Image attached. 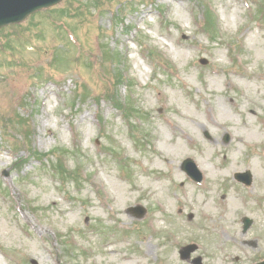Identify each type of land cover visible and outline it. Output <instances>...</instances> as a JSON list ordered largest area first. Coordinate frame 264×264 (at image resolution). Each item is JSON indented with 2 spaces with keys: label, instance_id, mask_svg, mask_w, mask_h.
<instances>
[{
  "label": "rangeland",
  "instance_id": "374dc122",
  "mask_svg": "<svg viewBox=\"0 0 264 264\" xmlns=\"http://www.w3.org/2000/svg\"><path fill=\"white\" fill-rule=\"evenodd\" d=\"M79 1L53 6L63 13L67 8L65 16L50 18L42 10L0 28V264H191L178 254L190 243L198 246L190 258L200 256L201 264L263 259L264 19L251 17L254 3L209 0L220 28L217 42H211L199 28L202 12L189 0H104L95 8ZM121 14L134 31L116 23ZM56 24L74 33L66 35ZM138 30L160 52L161 69L149 60V45L137 46ZM104 45L127 55V80L135 86L122 84L120 93L132 91L144 113L134 130L108 101L93 100L113 88ZM58 49L67 51L70 62L52 67ZM83 86L84 101L76 98ZM221 102L230 120L224 126L210 121ZM174 109L195 121L183 120ZM19 115L30 117L33 150H66L67 167L80 164V177L88 180L61 182L52 170L56 157L30 159L17 168L13 150L25 152ZM245 122L261 143L238 141ZM187 157L202 171L201 182L180 169ZM245 168L253 175L250 186L232 178ZM229 201L235 203L229 219L236 238L217 226ZM205 202L209 216L203 214ZM136 204L147 209L140 220L126 211ZM242 216L252 219L246 232Z\"/></svg>",
  "mask_w": 264,
  "mask_h": 264
},
{
  "label": "bare ground",
  "instance_id": "6f19581e",
  "mask_svg": "<svg viewBox=\"0 0 264 264\" xmlns=\"http://www.w3.org/2000/svg\"><path fill=\"white\" fill-rule=\"evenodd\" d=\"M182 58V57H180ZM175 112L179 114V116L185 120V121H195L192 116L189 115V113H185L183 111H179L174 109ZM191 113V112H190ZM211 122L215 123L216 125H227L229 120V115L226 112L222 102H221V107L215 111V116L210 119ZM174 126V132L177 133V125ZM243 132H238L236 133V136L238 138V141L244 144H258L263 141V139L260 137L258 132L254 129L253 125L250 123H244L242 126ZM183 133L189 137L188 133L183 131ZM191 137V136H190ZM175 150H179L181 148V145L179 143H172L170 144ZM237 151H239V148H237ZM169 156L172 155V152L167 153ZM165 160H167V156H164ZM118 188V187H117ZM120 189V188H118ZM205 213L209 212V206L208 204L205 203L204 208ZM234 206L232 203H229V206L227 207L228 212L223 215V220L220 222L219 227L224 228L228 235L230 234L233 238H236L237 236V231L235 225H231L229 221V212L233 211ZM234 222V221H233ZM235 243H237V240H235Z\"/></svg>",
  "mask_w": 264,
  "mask_h": 264
},
{
  "label": "water",
  "instance_id": "95a60500",
  "mask_svg": "<svg viewBox=\"0 0 264 264\" xmlns=\"http://www.w3.org/2000/svg\"><path fill=\"white\" fill-rule=\"evenodd\" d=\"M37 1L38 0H12L10 4H7V5L6 4H3L1 6L0 13L3 14V13H6V12L12 10V9H16V8H18L20 6H23V5L25 6V3L32 4V5H30L31 7L23 10L22 12H20L19 14H17V16H14L12 18L11 17L9 18V19H14V20L17 19L18 20V19L24 17V15L26 13H28L29 11L35 9L36 7L43 6V5H46V4H51V3H53V2H55L57 0H49L48 1L49 3H40V5L37 3ZM1 2H2V0H0V5H1ZM2 16H4V15H2ZM143 213H144V210L140 211L138 213V215L141 216V215H143Z\"/></svg>",
  "mask_w": 264,
  "mask_h": 264
},
{
  "label": "trees",
  "instance_id": "16d2710c",
  "mask_svg": "<svg viewBox=\"0 0 264 264\" xmlns=\"http://www.w3.org/2000/svg\"><path fill=\"white\" fill-rule=\"evenodd\" d=\"M255 15L258 17H264V0H258L255 8ZM205 21V20H204ZM205 31L208 32L212 37L213 35L217 36L218 28L214 25L213 21L206 20L205 22ZM122 75L120 74V77ZM115 103V101H114ZM119 106V105H117Z\"/></svg>",
  "mask_w": 264,
  "mask_h": 264
}]
</instances>
